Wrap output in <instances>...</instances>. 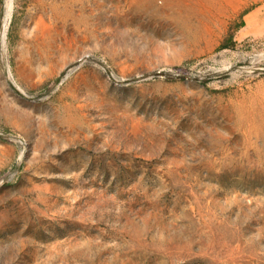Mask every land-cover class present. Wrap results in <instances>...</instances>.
<instances>
[{
    "label": "rangeland",
    "instance_id": "1",
    "mask_svg": "<svg viewBox=\"0 0 264 264\" xmlns=\"http://www.w3.org/2000/svg\"><path fill=\"white\" fill-rule=\"evenodd\" d=\"M0 264H264V0H0Z\"/></svg>",
    "mask_w": 264,
    "mask_h": 264
},
{
    "label": "bare ground",
    "instance_id": "2",
    "mask_svg": "<svg viewBox=\"0 0 264 264\" xmlns=\"http://www.w3.org/2000/svg\"><path fill=\"white\" fill-rule=\"evenodd\" d=\"M10 6V5H9ZM8 9V10H7ZM6 10H7V13H6V19H8L9 17V12H10V8L8 7ZM5 35V34H4ZM4 35H3V40H4Z\"/></svg>",
    "mask_w": 264,
    "mask_h": 264
}]
</instances>
